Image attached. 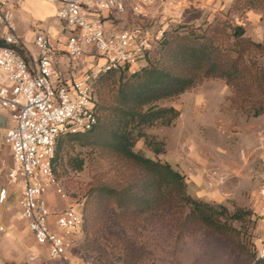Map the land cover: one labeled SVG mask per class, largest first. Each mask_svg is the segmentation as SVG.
<instances>
[{
	"label": "rangeland",
	"instance_id": "1",
	"mask_svg": "<svg viewBox=\"0 0 264 264\" xmlns=\"http://www.w3.org/2000/svg\"><path fill=\"white\" fill-rule=\"evenodd\" d=\"M247 8L245 0L243 4L241 0H143V23H134L132 18L141 14L132 12V17L127 14L113 20L123 30L142 24L153 33L162 32V38L176 30L180 34H202L215 21L227 22L243 27L246 38L262 43L264 9ZM159 106L180 112L171 126L146 130L165 142V152L156 155L143 139L137 142L135 151L168 163L183 174L192 197L224 205L231 212H252L234 227L240 231L237 236L243 250L258 257L259 250L264 248L260 242H264V224L255 213L260 209L258 190L264 183V112L255 117L250 105L236 103L232 88L220 79L204 80L179 98L162 101ZM1 149L9 169L10 146L3 142ZM71 154L84 158L83 170L75 172L64 166L60 176L54 174L55 184L44 196L58 210L84 204L96 179L105 181L113 177L105 157L97 161L90 149L80 147H75ZM181 219L176 208L125 221L117 212H109L101 226H95L90 234L82 225L77 241L69 249V260L72 264H254L233 243L217 234L204 229L181 230Z\"/></svg>",
	"mask_w": 264,
	"mask_h": 264
},
{
	"label": "trees",
	"instance_id": "2",
	"mask_svg": "<svg viewBox=\"0 0 264 264\" xmlns=\"http://www.w3.org/2000/svg\"><path fill=\"white\" fill-rule=\"evenodd\" d=\"M244 0H241L243 4ZM247 9H264V0H245ZM238 4V1H237ZM241 26L215 21L203 31L166 34L149 55L146 65L102 75L96 84L97 123L85 133L58 138L52 171L57 177L67 165L80 172L85 165L75 147L87 148L94 159L109 160L110 180H95L83 204V226L92 233L109 212L121 220L177 209L181 230L204 229L225 238L254 261L264 264L239 240L235 223H243L252 212L192 197L186 177L168 163L155 161L135 151L143 139L156 155L165 152V142L146 133L153 127H169L180 116L175 108L160 107L165 100L179 98L207 79H220L232 88L234 101L258 117L264 112V42L245 37ZM0 45L2 42L0 40ZM66 161V163H65ZM238 235V236H237ZM237 240V241H236Z\"/></svg>",
	"mask_w": 264,
	"mask_h": 264
},
{
	"label": "built area",
	"instance_id": "3",
	"mask_svg": "<svg viewBox=\"0 0 264 264\" xmlns=\"http://www.w3.org/2000/svg\"><path fill=\"white\" fill-rule=\"evenodd\" d=\"M46 1L57 5L52 24L58 32L51 25L38 30L34 57L14 23L19 1L0 0V111L12 121L3 142L10 146L14 163L9 184L22 190L23 218L35 242L46 246L60 264H72L69 249L83 225V203L56 212L44 197L56 180L52 162L58 138L91 130L97 123L99 78L143 67L163 34L143 25L124 30L108 25L112 16L126 14L129 6L132 13L141 14L143 2ZM7 194V188L0 190L1 204ZM258 201L255 213L264 224V183Z\"/></svg>",
	"mask_w": 264,
	"mask_h": 264
},
{
	"label": "crops",
	"instance_id": "4",
	"mask_svg": "<svg viewBox=\"0 0 264 264\" xmlns=\"http://www.w3.org/2000/svg\"><path fill=\"white\" fill-rule=\"evenodd\" d=\"M18 1L20 5L16 9L14 15L17 33L27 51L35 57L37 50L34 42L38 30L41 27H48L51 25L52 31L55 33L58 32L57 28L52 24L57 14V5L46 0ZM140 2H143V0H133V4H138ZM127 14H130L132 17L130 6L126 14L120 16L124 17ZM118 17V15L112 16V20H110V23L108 22V25L116 29H121L118 24L115 25L113 20H118ZM132 20L137 24L143 23V8L141 15L135 18L133 17ZM90 60V58L87 59L89 62ZM1 132L4 133V135L1 134ZM5 134L6 130H0V190L3 188H7L8 190L6 202L0 203V264H52V262L58 264L60 262L51 258L46 246L38 245L35 242L33 234L23 218V194L20 186L9 184L8 173L13 168V158L11 168L7 169L1 149ZM47 203L49 204L48 201ZM49 206L53 211H62L53 208L50 204ZM259 229H261V227ZM77 237L78 234L76 236V241L78 239ZM261 253H264V250H259V256Z\"/></svg>",
	"mask_w": 264,
	"mask_h": 264
},
{
	"label": "water",
	"instance_id": "5",
	"mask_svg": "<svg viewBox=\"0 0 264 264\" xmlns=\"http://www.w3.org/2000/svg\"><path fill=\"white\" fill-rule=\"evenodd\" d=\"M12 127L11 117L8 113L0 111V130Z\"/></svg>",
	"mask_w": 264,
	"mask_h": 264
}]
</instances>
